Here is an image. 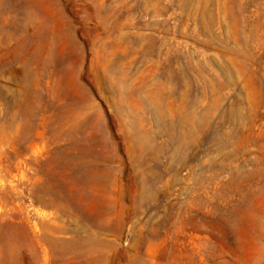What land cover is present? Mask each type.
<instances>
[{
	"label": "rangeland",
	"instance_id": "374dc122",
	"mask_svg": "<svg viewBox=\"0 0 264 264\" xmlns=\"http://www.w3.org/2000/svg\"><path fill=\"white\" fill-rule=\"evenodd\" d=\"M0 264H264V0H0Z\"/></svg>",
	"mask_w": 264,
	"mask_h": 264
}]
</instances>
